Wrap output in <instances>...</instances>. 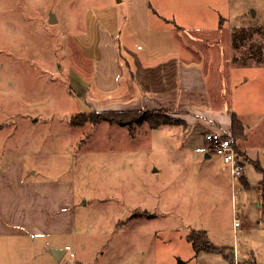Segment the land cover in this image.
I'll return each instance as SVG.
<instances>
[{
  "label": "rangeland",
  "instance_id": "1",
  "mask_svg": "<svg viewBox=\"0 0 264 264\" xmlns=\"http://www.w3.org/2000/svg\"><path fill=\"white\" fill-rule=\"evenodd\" d=\"M151 4L150 38L175 30L212 45L221 37L216 50L240 62L223 70L254 75L226 107L264 108V56L259 61L256 52L264 53V0ZM133 15L128 0H0V154L22 155L37 174L74 185L81 254L73 241L66 248L82 264H264V237L244 230L238 214L242 182L234 181L236 209L230 168L217 154L206 158L204 138H183V118L160 111L149 121L93 123L79 115L82 122H74L92 110L69 82L79 66L92 68L83 47L96 53L98 32L127 25L143 32L132 25ZM214 172L221 176L211 179ZM247 206L259 210L254 201ZM203 230L207 237L190 238ZM8 242L6 264L24 252L21 241ZM205 242L219 250H207Z\"/></svg>",
  "mask_w": 264,
  "mask_h": 264
},
{
  "label": "crops",
  "instance_id": "2",
  "mask_svg": "<svg viewBox=\"0 0 264 264\" xmlns=\"http://www.w3.org/2000/svg\"><path fill=\"white\" fill-rule=\"evenodd\" d=\"M128 1L134 14L132 25H138L143 32L131 31L128 25L119 32L112 29L109 35L98 32L96 53L85 49L86 53L84 47L82 50L83 60L92 68L87 71L79 66L69 80L72 90L86 98L91 109L99 111L146 108L179 116L187 124L183 133L186 141L198 136L204 138L202 131L213 126L232 137V116L236 113L244 124V132L235 139V145L246 157V168L240 177L243 209L238 214L243 212L244 230L253 229L264 237V173L256 167L259 164L264 168V108L256 107L255 103L238 110L226 107L227 97L241 96L235 88L241 83H251L253 73L246 68L223 70L228 64L240 62L235 53L224 56L223 50H216L214 44L221 37L212 45L188 34L182 37L175 30L169 31L170 37L161 31L158 38H150L151 0ZM202 142L206 158H212L215 153L207 151L205 138ZM32 169L22 155L14 160L5 151L0 154V264L7 262L4 256L5 250H10L8 239L21 241L18 245L24 243L23 258L13 259L10 264L21 261L36 264L42 258H46V264H58L59 259L50 249H64L66 253L69 240L73 241L77 254H81L74 185L61 178L41 176ZM219 175L210 177L219 178ZM233 197L237 209L236 193ZM251 201L257 204V213L247 206ZM77 263L82 264V258Z\"/></svg>",
  "mask_w": 264,
  "mask_h": 264
},
{
  "label": "built area",
  "instance_id": "3",
  "mask_svg": "<svg viewBox=\"0 0 264 264\" xmlns=\"http://www.w3.org/2000/svg\"><path fill=\"white\" fill-rule=\"evenodd\" d=\"M203 137L207 142V151L219 155L226 163L227 167L230 168L232 185H233V196H235V179H240L244 174L246 157L244 154L238 151L233 138L223 129L218 126L212 128H206L202 131ZM239 224L237 218L236 225ZM58 264H78L76 260V253L66 251L65 255L59 260Z\"/></svg>",
  "mask_w": 264,
  "mask_h": 264
},
{
  "label": "trees",
  "instance_id": "4",
  "mask_svg": "<svg viewBox=\"0 0 264 264\" xmlns=\"http://www.w3.org/2000/svg\"><path fill=\"white\" fill-rule=\"evenodd\" d=\"M262 27H257L256 31H260ZM234 44H235V39H234ZM256 52H258L257 56H259V61H262L263 59V50L260 47ZM150 114V116L144 115V114ZM158 113L153 111V110H149V109H141V110H137V111H130V110H113V109H106L103 111H99L96 109H92L91 111H89V113H81L76 115V117L74 118V122L78 123V122H82L79 119V115H86L88 117H85L88 121L93 122V123H97L100 120H109L111 122H118V123H129L132 120H147L149 121L150 119H152L155 115H157ZM138 118V119H137ZM232 122H233V141L235 143V139L238 138V136L242 135L244 132V124L243 122H241L238 118V116L236 115V113H233L232 116ZM256 167L258 168V170H261L264 173V168H262V166H260L259 164H256ZM244 181V180H243ZM245 182V181H244ZM247 183V182H246ZM262 196H263V201H264V178L262 179ZM203 236L207 237V231L203 230L200 235L194 231L192 233V235L190 236V238L192 239H201ZM205 248L209 251H217L219 250V247L216 245H213V243H206L205 242Z\"/></svg>",
  "mask_w": 264,
  "mask_h": 264
},
{
  "label": "water",
  "instance_id": "5",
  "mask_svg": "<svg viewBox=\"0 0 264 264\" xmlns=\"http://www.w3.org/2000/svg\"><path fill=\"white\" fill-rule=\"evenodd\" d=\"M55 16L53 15V18ZM50 252L53 253V255L56 257V259H61V256L63 255V253H65V250L64 249H58V248H51L50 249Z\"/></svg>",
  "mask_w": 264,
  "mask_h": 264
},
{
  "label": "bare ground",
  "instance_id": "6",
  "mask_svg": "<svg viewBox=\"0 0 264 264\" xmlns=\"http://www.w3.org/2000/svg\"><path fill=\"white\" fill-rule=\"evenodd\" d=\"M215 37V36H214Z\"/></svg>",
  "mask_w": 264,
  "mask_h": 264
}]
</instances>
